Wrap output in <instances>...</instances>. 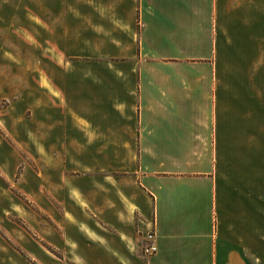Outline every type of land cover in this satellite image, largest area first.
<instances>
[{
    "label": "crops",
    "instance_id": "0c3cea01",
    "mask_svg": "<svg viewBox=\"0 0 264 264\" xmlns=\"http://www.w3.org/2000/svg\"><path fill=\"white\" fill-rule=\"evenodd\" d=\"M0 34L42 53L0 72V264H264V0H0Z\"/></svg>",
    "mask_w": 264,
    "mask_h": 264
},
{
    "label": "rangeland",
    "instance_id": "374dc122",
    "mask_svg": "<svg viewBox=\"0 0 264 264\" xmlns=\"http://www.w3.org/2000/svg\"><path fill=\"white\" fill-rule=\"evenodd\" d=\"M52 35L51 37H55ZM73 36V35H72ZM89 36V35H82ZM29 35L26 34H0V72L9 73L14 76L25 75L27 73L26 65L27 59L33 58L36 60L38 57L41 58L42 53L39 48L35 47L34 51L29 52L27 46V39ZM34 37L42 40V35H34ZM69 42V39L66 43ZM99 45L101 42H98L97 39H93V44ZM40 47V46H38ZM34 55V57H33ZM2 106L6 105V102L1 103ZM20 169H18L19 171ZM22 200L23 197L20 194H16ZM22 225V224H21ZM25 229V226L22 225ZM25 260L29 261L26 257ZM60 260V259H58Z\"/></svg>",
    "mask_w": 264,
    "mask_h": 264
},
{
    "label": "built area",
    "instance_id": "2783aa9c",
    "mask_svg": "<svg viewBox=\"0 0 264 264\" xmlns=\"http://www.w3.org/2000/svg\"><path fill=\"white\" fill-rule=\"evenodd\" d=\"M156 252V245H155V235L152 230H150L145 238H144V245L141 249V257L147 258Z\"/></svg>",
    "mask_w": 264,
    "mask_h": 264
}]
</instances>
